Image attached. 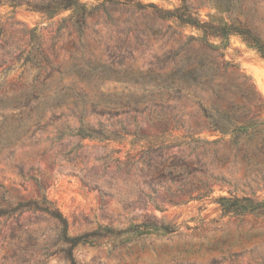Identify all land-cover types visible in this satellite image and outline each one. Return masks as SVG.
<instances>
[{"label": "rangeland", "instance_id": "obj_1", "mask_svg": "<svg viewBox=\"0 0 264 264\" xmlns=\"http://www.w3.org/2000/svg\"><path fill=\"white\" fill-rule=\"evenodd\" d=\"M49 1L0 0V204L41 189L70 235L124 230L77 246V264H264V216L223 214L213 200L264 195V166L242 159L260 137L234 146L208 118L248 112L236 83L264 98V59L235 33L204 36L213 48L188 42L203 33L178 25L181 0H80V27L71 9H38ZM184 1L264 41V0ZM39 42L45 67L22 66ZM80 122L94 137L72 135ZM202 186L212 191L197 198ZM153 218L176 230L151 232ZM58 230L40 211L1 215L0 264H70Z\"/></svg>", "mask_w": 264, "mask_h": 264}, {"label": "trees", "instance_id": "obj_2", "mask_svg": "<svg viewBox=\"0 0 264 264\" xmlns=\"http://www.w3.org/2000/svg\"><path fill=\"white\" fill-rule=\"evenodd\" d=\"M182 4L176 9L175 18L179 26L190 25L197 29H200L203 33L200 37H194L192 35L187 36V41L191 43H197L202 46L213 48L214 46L207 44L203 41L204 36L212 35L216 37L228 36L231 33L238 34L242 37L243 41L253 47L258 54L264 59V41L254 33L245 24L238 22V26L232 24H220L213 25L208 21L201 20L195 11H193L189 5L185 4L184 0H181ZM86 4L80 2V0H50L47 4H42L38 9L44 12L48 17H51L58 10L71 9L76 14L75 22L80 27L83 24ZM35 30V29H34ZM1 32V28H0ZM40 41V40H39ZM40 42L37 46V52H31L24 59L22 66L26 62H30L38 70L44 68L43 60L44 56L40 53ZM42 55L39 57L38 55ZM233 66L234 62H225V66ZM244 78L250 79L249 76L243 74ZM251 88L245 86L244 81L236 83L237 92L243 98L248 106V112L244 113L239 111V107H223L212 108V111L208 114V118L211 123L212 130L219 131L222 136L229 135L230 143L234 146H244L247 143L253 141H259V147L252 149H244L242 152V159L246 161V164L250 167H256L258 165L264 166V159L255 160V158L262 154L264 156V117L261 112L264 108V98L261 94L257 93L254 84L251 82ZM240 112V113H239ZM97 131L86 124L80 122V125L71 131L72 135L82 138H92ZM197 140V139H194ZM239 151V150H238ZM203 192L197 194V198H201L212 190L206 186H202ZM198 189V188H195ZM223 214L241 215L244 213H254L264 216V195L261 198L253 195L237 196L230 194L228 196L219 195L213 198ZM175 203V202H173ZM25 210H36L46 214L49 218L53 219L59 227L58 238L61 244L65 247L63 249L65 259L70 264H77L73 250L79 245H101L103 242H96L99 237L104 235L119 237L120 233L124 230H114L109 226H103L102 230L84 231L79 234L70 235L68 232V221L63 216L58 207L51 201L44 192L39 189V198L26 201H17L15 203L0 204V216L1 215H13ZM154 220L149 224L150 231H162L164 233H170L176 230L174 226H170L164 223L162 219L153 218ZM145 224V223H143ZM146 227L145 225H143ZM149 227V226H147ZM100 228V226L98 227ZM102 231H104L102 233ZM148 230H144L141 233H148Z\"/></svg>", "mask_w": 264, "mask_h": 264}]
</instances>
